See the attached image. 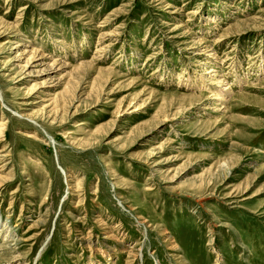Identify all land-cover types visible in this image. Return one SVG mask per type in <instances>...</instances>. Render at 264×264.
<instances>
[{"label": "rangeland", "instance_id": "1", "mask_svg": "<svg viewBox=\"0 0 264 264\" xmlns=\"http://www.w3.org/2000/svg\"><path fill=\"white\" fill-rule=\"evenodd\" d=\"M0 264H264V0H0Z\"/></svg>", "mask_w": 264, "mask_h": 264}, {"label": "bare ground", "instance_id": "2", "mask_svg": "<svg viewBox=\"0 0 264 264\" xmlns=\"http://www.w3.org/2000/svg\"><path fill=\"white\" fill-rule=\"evenodd\" d=\"M46 138H47V139H49V140H51V139H52V138H50L48 135H46ZM65 177H66V176H65Z\"/></svg>", "mask_w": 264, "mask_h": 264}]
</instances>
